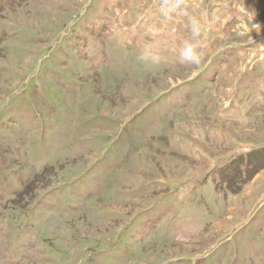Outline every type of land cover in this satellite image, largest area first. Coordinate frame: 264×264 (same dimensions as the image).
<instances>
[{
	"label": "rangeland",
	"instance_id": "obj_1",
	"mask_svg": "<svg viewBox=\"0 0 264 264\" xmlns=\"http://www.w3.org/2000/svg\"><path fill=\"white\" fill-rule=\"evenodd\" d=\"M224 1L0 0V264H264V15Z\"/></svg>",
	"mask_w": 264,
	"mask_h": 264
},
{
	"label": "crops",
	"instance_id": "obj_2",
	"mask_svg": "<svg viewBox=\"0 0 264 264\" xmlns=\"http://www.w3.org/2000/svg\"><path fill=\"white\" fill-rule=\"evenodd\" d=\"M235 2L237 3L238 10L242 7V9L244 8V10L248 11L249 21H251V23L253 22V25H256L257 23L260 24L258 20L262 18V15H264V0H234V2L232 1L233 8H235ZM214 5L215 10H226L227 8H231L224 0H216ZM261 23L264 24V22ZM258 39L255 38L253 41L255 42Z\"/></svg>",
	"mask_w": 264,
	"mask_h": 264
},
{
	"label": "clouds",
	"instance_id": "obj_3",
	"mask_svg": "<svg viewBox=\"0 0 264 264\" xmlns=\"http://www.w3.org/2000/svg\"><path fill=\"white\" fill-rule=\"evenodd\" d=\"M193 35H198V32L194 30ZM182 58L193 63H199V56L196 52V46L191 43H186L182 51Z\"/></svg>",
	"mask_w": 264,
	"mask_h": 264
},
{
	"label": "trees",
	"instance_id": "obj_4",
	"mask_svg": "<svg viewBox=\"0 0 264 264\" xmlns=\"http://www.w3.org/2000/svg\"><path fill=\"white\" fill-rule=\"evenodd\" d=\"M22 192H24V191H22ZM22 192H21V193H22ZM19 194H20V193H19ZM19 194H18V195H19Z\"/></svg>",
	"mask_w": 264,
	"mask_h": 264
}]
</instances>
